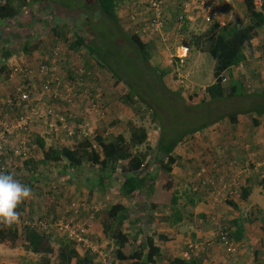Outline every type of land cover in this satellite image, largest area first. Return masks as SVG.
<instances>
[{
	"label": "rangeland",
	"instance_id": "1",
	"mask_svg": "<svg viewBox=\"0 0 264 264\" xmlns=\"http://www.w3.org/2000/svg\"><path fill=\"white\" fill-rule=\"evenodd\" d=\"M186 1L191 4L188 15L192 19H188V22H184L183 25L180 22L175 23L173 19L181 10V4L178 0H171V3L173 2V4L170 6V3L166 11L169 12H167V19L172 21H169V23H166L163 26L161 33L150 32L151 30L148 27L149 24H147V21H149L151 15L149 8L146 5L147 0H127L122 8V10L126 11L125 13H122L123 16L121 17L125 20L126 27L132 32L140 33L143 39H146L147 42H152L149 44L151 53L150 64L162 69H169L164 80L173 93L171 99H174V102L173 104H167V100H160L159 104L167 109L166 116L163 117V122L166 127H176L175 132H180L185 125L180 119L178 121L179 123L176 124L177 126H174L172 121L174 120V117L175 119H178V116L185 118L188 113H194L196 110H194L193 107H197L198 103L196 100L198 99H201L206 103L209 102L210 104L208 105L211 107L212 114L206 113L203 110H198L195 115H192L202 119L193 118V122L189 124L193 125L194 122L198 123L202 120L204 121L203 118L207 117H209L210 120L215 119V121L205 127L204 130H200L198 136L202 137L203 142L210 143V146L218 144L226 145L228 147L235 146L234 148L236 150L238 149L239 151L244 152L246 163L255 167L256 163L253 161L254 158L259 157L257 161L261 163L264 161V146H262L263 143L258 139H251V133L254 134L260 128L264 127V115L258 116L255 112H251L249 109L251 108V104H253L251 96H254L253 94H261L264 89V44L263 42H257L254 45L251 43V50L248 53V59H246L242 65L234 66V68L232 67L233 69L230 68L225 72L227 80L223 82V87L226 96L217 101L211 100L206 88L216 80L214 76L216 60L211 56L209 49L212 39L220 32H224L225 29L219 28L218 30L213 31V24H208L204 21L201 14L195 9L200 0ZM209 1L210 4H214L219 9L221 16L226 23V28L232 29L233 26L244 27L250 23V15L244 1ZM255 1L258 3L256 4V9L263 11L264 13V7L260 3V0ZM12 2L22 6L21 11L19 15L12 20L0 19V46L1 44L4 45V43H13L12 50L17 53L16 62L14 61L15 64L13 67H17L22 71L28 68L30 74L25 75V73L21 71L13 73L12 67L10 73L7 72V75L2 79L6 78L5 80H7L10 78L13 80L17 78L15 85L12 86L14 89L8 93V99L15 100L19 96L20 91L18 88L24 89L29 81L34 84L33 87L30 88L31 94L34 98L38 99L32 102L33 106L25 105L24 103L20 109H17L6 102L2 104L4 108H2L3 113L8 111L7 113L11 119H14L15 125H18L21 116L34 118V121L30 125L31 132L28 138L30 135L32 137L35 131L34 126H36V124L44 123V135L56 136L54 139L55 142H57L58 139L57 147H73L77 142L88 137V139H90L89 141L93 142V145L97 147L96 149L101 152L102 155V150L95 139L97 135H101L107 141L115 139L118 135H123L128 140L133 131V127H145L148 132V141L144 145L138 147L137 150L140 152L147 151L148 156L145 163L148 167H153L155 150H157V144L160 136H162L160 128L161 124H159L156 118L152 117L151 113L146 112L142 106L139 107L138 104L133 103L131 99L126 97L128 90L125 84L116 87L114 83L115 79L111 73L99 66L95 60L90 57L86 48L80 50H72L70 48V43L76 40V36L83 31L79 26L83 19L78 14V9L72 7L76 5L79 0H30L27 6H25L24 3L21 5L18 0H12ZM120 10L121 7L118 8V12ZM193 11H196V13ZM262 29L264 31V26ZM261 36L262 35L260 34V37ZM15 42L16 45L14 44ZM28 42H31L32 44L39 43L40 48H43L42 53H37L36 55L34 52V54H25L22 51L21 46ZM184 46H188L189 50ZM6 47L8 48V46ZM55 50L58 51V58L59 60H62V62L59 66L60 71H57V75L53 76L54 79H57L56 86H60L58 97L53 99L54 97H52L50 93L46 95L41 92L42 81H46L50 77L42 73L41 75L38 72L40 71L39 67H41V65L52 60L51 58L54 57ZM187 51L188 55H186ZM180 55H186V57L183 58V61L180 60ZM234 81L242 85L241 92H238L233 96H228ZM81 89H86L87 91L82 92ZM76 91H80V95H78L79 93L76 94ZM178 91L182 95L181 98L185 99L190 107L184 106L183 110L182 107H179L181 106L178 104L180 101L178 95H175ZM192 95H194V97H192ZM193 98H196V100ZM53 104H55V109L59 112L60 117L62 118L59 119L61 120L60 124H57L58 120L54 118L53 114L51 117L48 112V108ZM2 106H0V108ZM232 114L237 115L238 121L233 122L231 120L230 116ZM91 116L95 118L94 121L91 120ZM188 117L189 116L186 117L187 121L190 120ZM239 117L245 119L242 123V127H239ZM254 119L257 121L254 122ZM2 120L3 118L0 117V121ZM79 120L82 123L78 126ZM99 121H102L106 125L104 129L99 128ZM22 122L25 123V120ZM216 122H219L218 124L226 131L222 133V138L223 140L230 139L227 143H224L223 141L214 143L213 140L209 138V136H217L221 131L219 126H215ZM111 123L116 124L111 127ZM53 126H58V129ZM70 129L81 131L70 139L68 135ZM17 131L22 132L19 138L18 135H16ZM17 131L15 130L13 137L8 138V143L14 148L18 147V145L21 146L23 144L20 143L21 140L27 136L26 129H17ZM85 133H87V135ZM247 133L249 135H247ZM193 139L194 134L192 136H187L179 145ZM13 141H15V143H13ZM29 141L32 140L29 138ZM52 143L54 144V142ZM27 147L31 152L32 148L29 144ZM195 147H192V149ZM203 148H205L204 145L202 146L200 144L197 146L195 149L197 157L188 159L186 162L191 163L190 165H195L204 156L212 157L209 152L200 155L199 153ZM249 153L251 155H249ZM11 156V154L8 155L10 161ZM20 161L21 159H18L15 163ZM241 161H237V163H242ZM48 162L45 170L40 172L42 173V175L39 176L40 182L42 183L40 186L31 184L28 176L22 169L17 168L13 174L12 171L6 173L13 175L22 183L26 181L27 183L25 184L31 188L32 193H35L36 195L40 193L43 197V201H48L49 203H54L56 201L58 206H55V208L57 210L53 212L54 216H56L54 217L55 219L58 217L61 220L69 221L71 218H74V210H72L74 207L73 203H76V200L79 197H86L85 195L87 194L89 197L82 199L81 202H77V204L79 205L83 202V204H85L84 206H86V204L90 206L94 205L92 200L93 197L90 196L91 193L86 184V178L88 179L95 175H101L100 167L98 165L87 162L70 172L65 169L62 171V167L66 165L65 158L60 161L52 160L51 162L53 163H50V161ZM179 163L183 162L180 161ZM179 163H177V165H179ZM252 166L251 170L254 168ZM262 166L264 167V164ZM19 167L21 166L19 165ZM155 167L156 166L154 165L153 169H155ZM191 168L193 170L192 177L194 180V187L187 185L186 192H188V195L199 199L201 194V189H199V187L201 188L203 175L200 171L201 168H194L193 166ZM205 172L208 173L209 170H206ZM199 173L201 174L199 175ZM228 185L229 184L226 182L223 184L221 182H214L212 183V186L215 187L208 185L209 190L212 191H209V193L211 195H214L213 193H215L218 197L222 196V202L226 195L231 196V194H228V189L230 188ZM103 188L104 187L101 186L94 190L99 193V196L96 197V205L101 201L102 207H106V205L108 206L110 203L106 204L107 197L103 196V193H101ZM240 188L241 185L238 183L235 187H231L230 191L240 195ZM179 190V192H181V190L184 191L181 187H179ZM116 196V193H111L109 198L110 200L112 198L116 199ZM225 203L226 202H222V204ZM51 209L53 208L51 207ZM81 209L84 211L85 208L81 206ZM62 210L65 217L58 216L61 214L57 215V213ZM141 210H143V213H148L146 206L141 207ZM251 211L250 218L252 221V219H257L259 214L256 215L255 211L252 209ZM17 213L20 215L23 214L19 207L17 208ZM47 216L48 215L45 211L38 206V208L33 211V216L30 217L32 222H34L35 219L42 221L47 220ZM124 217L130 219L132 213H130L129 216L128 213H125ZM138 219L140 222L149 221L146 216H142V218L139 216ZM73 220L75 221V218ZM205 223L207 222L202 219H196V222H193V226ZM207 224L209 225V228L214 226L211 221H208ZM83 225L86 227L85 223ZM14 226L15 224L13 223L12 227ZM22 229L23 227H21V230ZM50 230L54 241L51 243V250L49 252L36 253L31 251V253L28 249L23 248L21 251L11 252L10 256L13 257V261H8L5 259L6 256L1 255L0 258L3 259V263L41 264L45 261L42 260V257L43 259H48L51 264L58 263L57 254L60 242L61 240H63L62 242H67L70 239L67 235H61L55 228H50ZM145 232L146 231H144V234L146 235L147 232ZM145 237L146 236H144V238ZM129 238L132 239L130 235ZM96 240H92L94 243L97 242L96 249L83 247V252L94 256L96 264H126V262L118 260L116 251L111 244L108 248L104 249L102 248L104 247L103 245H108L107 243H104L105 240L101 238ZM235 240L238 243V240ZM201 242L194 243L198 245L197 249L203 251L207 247L202 246L203 242ZM0 246L4 247V249L6 247L3 244H0ZM239 247L240 245L235 253L239 252Z\"/></svg>",
	"mask_w": 264,
	"mask_h": 264
},
{
	"label": "trees",
	"instance_id": "2",
	"mask_svg": "<svg viewBox=\"0 0 264 264\" xmlns=\"http://www.w3.org/2000/svg\"><path fill=\"white\" fill-rule=\"evenodd\" d=\"M4 1V3H3ZM21 5H28L30 0H18ZM123 0H79V2L72 6L78 9V14L83 19L80 22V27L83 30L76 36V40L70 43L72 50H80L86 48L90 57L107 70L113 76L116 87L121 84H125L127 88L126 97L131 99L133 103L138 104L139 107L151 113L152 117L156 118L161 124L162 136H160L159 142L155 150V158L153 162L156 166L148 167L145 163L147 159V151H138L137 148L144 145L148 141V132L145 127L138 126L133 127L130 138L127 140L123 135H118L115 139L107 141L101 135L95 137L98 145L100 146L103 155L99 152L93 142L89 141L88 137L77 142L73 149L68 147H62L60 151L51 150L46 152L45 156L48 159L54 161H60L62 158L66 159L65 170H75V168L81 167L84 163L90 162L91 164L98 165L100 167L101 175H95L94 177L86 178V184L90 191L93 192L97 188H100L105 182V178L113 179L114 172L117 168L123 174L124 181L121 185V192L124 196L136 195L143 190L150 189V197L154 196L155 185L152 182L158 176L169 177L172 171L173 164L177 161L175 155V149L187 136H192L197 131L204 129L215 121L210 120L209 117L203 118L204 121L198 123L194 122L193 125L189 123L193 122V116L196 111L203 110L206 113L212 114V110L209 102H204L201 99L197 101V107H193L196 110L194 113H188L185 118L178 116V119L173 121L175 126L178 121L184 123L185 127L180 132H175L176 127H166L163 122V117L167 113V109L160 105V100H167L168 103L174 102L172 98V91L165 83V76L169 69L160 68L158 66H152L150 64L151 53L149 44L146 39L140 35V33L132 32L125 25V20L121 18L118 12V8L122 4ZM181 4V10L174 17L175 23L180 22L179 16L181 14L188 15L184 7L186 0H178ZM247 11L250 15V23L244 27L235 26L232 29L220 27L218 23L213 25L212 30L216 31L219 28H224L225 31L220 32L216 37L212 39L209 52L211 56L216 60L214 67L215 82L207 86V92L210 95L211 100L217 101L226 96L225 89L223 87V75L230 68L243 63L246 60L244 53L245 44L251 39L260 36V28L264 26V13L263 11L256 9L255 0H244ZM173 2L170 4L172 6ZM71 6V5H70ZM214 4H210L209 0H206V9L208 7H214ZM20 5L14 4L12 0H2L0 2V19L12 20L16 18L20 11ZM31 7V6H30ZM168 7V6H167ZM217 7V6H215ZM264 7V6H263ZM167 9V8H166ZM196 10L197 7H195ZM168 11H166L167 14ZM196 13V11H193ZM169 13V12H168ZM168 20L166 23H169ZM188 22V17L182 22ZM144 32V31H143ZM8 46V43H4ZM22 51L27 53H33L36 50H41L40 44H32L31 42L25 43L21 46ZM8 49V48H7ZM6 56L9 57L10 53L7 52ZM87 71V70H86ZM6 76V75H5ZM6 79V78H5ZM1 79L2 82H4ZM242 85L234 81L228 96H233L238 92H241ZM82 92L87 91L81 89ZM80 91H76V94ZM178 95L180 103L179 107H190V105L181 98V93L178 91L175 95ZM251 96L253 104L249 109L251 112H255L258 116L264 115V89L261 94H253ZM194 97V95H192ZM158 98V100H157ZM184 103V104H183ZM142 104V105H141ZM178 107V106H177ZM144 112V111H143ZM186 114V113H185ZM190 119L187 121L186 117ZM223 118V117H221ZM233 122L237 121V115L232 114L230 116ZM202 119V118H198ZM210 120V121H209ZM257 121V120H256ZM82 123L80 120L78 126ZM101 129H104L106 125L102 122H98ZM116 123H111L110 126H114ZM183 125V126H184ZM99 126V125H98ZM177 126V125H176ZM81 130H75L74 135L69 136L72 139ZM152 169L154 172H151ZM92 179V180H91ZM258 185H264V178L261 182L257 181ZM104 187V186H103ZM177 191L169 192L162 190L157 193L156 199L152 200L151 204L154 209H160L161 206H174L177 204L178 196ZM186 193V191H185ZM249 190L244 192V196H248ZM187 196L193 197L186 194ZM186 195L183 197L186 198ZM194 203V200L191 199ZM167 206V207H168ZM166 207V208H167ZM123 205L121 203L112 205L103 211V226L104 232L113 241L116 246V256L119 261H124L126 264H154L157 261V257L161 253V247L158 245L154 235L144 238L142 243L135 244L131 241L129 236L123 232ZM167 218V217H165ZM46 219V218H45ZM258 219L261 221V229L264 230V211L259 212ZM58 218H47L44 220L48 223H54ZM178 219L175 218V221ZM41 222L42 220L35 219L34 222ZM234 224H237L235 237L240 239L243 234V227L239 220H234ZM32 220H27L23 223V229L19 232L15 227L0 223V243L5 244L11 248L22 247L36 253H46L51 250V243L54 241L52 232L44 233L37 232L31 225ZM231 235L234 232L227 228ZM159 239L168 240L167 235H159ZM61 240L58 250V263L56 264H96L94 256L85 253L84 256L76 249L75 241L70 239L67 242ZM134 242V243H133ZM41 264H51L48 259ZM199 261L184 260L175 258L172 260V264H198Z\"/></svg>",
	"mask_w": 264,
	"mask_h": 264
},
{
	"label": "crops",
	"instance_id": "3",
	"mask_svg": "<svg viewBox=\"0 0 264 264\" xmlns=\"http://www.w3.org/2000/svg\"><path fill=\"white\" fill-rule=\"evenodd\" d=\"M126 1L127 0H123L122 4L120 5L121 10L119 11V13L121 17L123 16L122 13L126 12L125 10H122ZM212 2H214V0ZM260 3L262 4V6H264V0H260ZM256 4L258 3L256 2ZM262 27L259 30L262 36L255 37L252 40L250 39L245 44L244 53L246 55V59H248V53L251 50V43L254 45L257 42H263L264 44V31ZM14 44L16 45V42ZM12 46L13 43L11 42H9L8 49L2 44L0 46V106L10 100L8 99V93L14 89V87L12 88V86L15 85L17 80V78L13 80L8 78L7 80H3L4 82L1 81V79L5 75H7V72L10 73V69L15 64L14 61L16 62L17 53L12 50ZM5 48L7 49V52L9 51L10 53L9 57L6 56ZM42 49L43 48H41V50H36L34 52L35 55L37 53L41 54L43 51ZM186 49L189 50L188 47ZM186 55H188V52ZM33 85L34 84L29 81L26 86L32 88ZM2 108L3 106L0 108V117L3 118V120L0 121V128L2 127V122H8L10 123V126H13L14 129L16 127L14 119H11V117H9L7 113L8 111L3 113ZM91 117V120L94 121L95 118L93 116ZM244 120L245 119L239 117V127H242V123ZM254 122H256L255 119ZM218 123L219 122H216L215 126H219L221 131L215 137H210L209 133L208 136L211 140H213L214 143L221 141L227 143L230 139L223 140L222 133L226 131L222 129V127ZM34 130L35 131L32 137L31 135L29 137L30 140H32L29 141V146L32 148L30 156L27 159L23 160L21 157L15 156L12 153L11 171L13 174L17 168L22 169L28 176L31 184H36L40 186L42 185L39 179V176L42 175V173L40 172L45 170L47 164L49 163L48 161H50V163H53L51 162L52 159L50 160L46 158V152L51 151L52 149L60 151L62 147L66 146H62L61 148H59L57 147L58 139L57 142H55L54 139V137L56 136H49L46 134L44 135V123L36 124V126H34ZM199 133L200 131L194 133L193 140H190L186 143L184 142V144L177 146V148L175 149L177 161L172 166L170 176H158L152 181L155 185L156 193L153 197H150L149 195L148 191H150V189L143 190L141 191V193H137L135 196H124L121 192V185L124 181V177L119 167L114 172L115 177H113V179L105 178L104 184L101 185L104 186L101 193H103V196L107 197L106 204L110 203L108 206L106 205V207H102L101 201L98 203V205H96V197L99 196V193L95 191L91 192L89 189L91 193L90 196L93 197L92 200L94 205L90 206L86 204V207L84 206L85 204H83L82 202L79 204V210L77 212L74 211L73 213V217L75 218L76 222H78L79 224H86V236H90L91 238H89L91 240H96L99 238L104 239V243H107L108 245L105 246L101 243L104 246L102 248H108L111 244L116 250L115 244L104 232L103 211L106 208L111 207L112 205L121 203L123 205L122 229L124 233L129 234L132 237L131 241H134L135 244L138 245V243H142V241L144 240V236L147 237L148 235H154L158 245L161 247V253L157 257V261L154 264H171L172 260L175 258H180L184 260L195 259L199 261L198 264H264V230L261 229V221L258 218L255 220L252 219V221L250 218L252 213L251 209L255 211L256 215H258L261 210L264 211V185L257 184V181L261 182L262 178H264V167L262 166L264 164V161L261 163L257 161L259 157L254 158L253 161L256 163L254 167L249 163H246L244 152H241L238 149L236 150L234 148L235 146L228 147L222 144L210 146V143L203 142L202 137L198 136ZM21 134V131L16 132L18 138L21 136ZM247 135L249 134L247 133ZM253 138H256L261 141V143H263L262 146H264V127L260 128L254 134L251 133V139ZM52 142H54V144ZM13 143H15V141H13ZM200 144L202 146L204 145L205 148H203L199 154L203 155L209 152L212 157L204 156L195 165H190L191 163L186 161L188 159H192L193 157H197L195 149ZM192 147L195 148L192 149ZM249 155L251 154L249 153ZM18 159H21V161L15 163V161ZM180 161H182L183 163H179ZM237 161H241L242 163H237ZM177 163H179V165H177ZM19 165L21 167H19ZM192 166L194 168H201L200 171L203 175V180H201V188L199 187V189H201L199 199L194 196H187V192L185 193L186 186H193L194 184V180L192 177ZM251 166L254 167L252 170ZM63 170L64 167H62V171ZM206 170H209V172L206 173ZM151 172H154V170L152 169ZM201 173H199V175ZM214 182H221L222 184L226 182L229 184L228 186L230 188L228 189V194H231V196L226 195L225 198H223L222 202H226L225 204H222L221 202L222 196L218 197L215 193H213L214 195H211L209 193L210 190L208 188V185L212 186V183ZM25 183L27 182L25 181L24 184ZM238 183L241 185L240 195L230 191L231 187H235ZM179 187H181V189H183L184 191L181 190V192H179ZM162 190L169 192L177 191V204L174 206L167 205L168 207L161 206L160 209H154L151 204V198L152 200L156 199L157 193L161 192ZM246 190H249V194L245 198L244 192ZM111 193H116L117 198H112L110 200L109 196ZM183 195H186V198L183 197ZM85 196L86 197H79L76 200V203L81 202L82 199H86L89 197L88 194ZM191 199L194 200V203L191 202ZM38 206L45 211V213L48 215V218L56 217L53 213L57 210L55 208V206H58L56 201L54 203L43 201V197L40 195V193H38L37 195L35 193H32L31 197L24 200L18 207L20 208L23 214H25L27 217H30L33 216V211L36 210ZM81 206L85 208L84 211L83 209H81ZM143 206H146L148 213H143V210H141V207ZM51 207L53 209H51ZM62 212L63 210L59 211L57 215L61 214L58 216L65 217L64 212ZM125 213H128V216L130 213H132V217L130 219H128V217L125 218ZM139 216L140 218H142V216H146L149 221L140 222L138 219ZM175 218L178 220L175 221ZM196 219H202L207 223L208 221H211L214 226L212 228H209V225L207 223L199 224L198 226H193V222H196ZM234 220H239L240 224L243 227V234L240 239H237L235 237V231L238 225L234 224ZM222 228H227L230 231L234 232V235L232 236L238 240V245H240L238 253H230L218 243V234L220 229ZM144 231L147 232H145L146 235L144 234ZM161 234L167 235L169 239H159L158 237ZM209 239L215 242V244L213 246L205 248V250L203 251L197 248L194 249L195 247H191V245H194L197 242H204ZM75 243L76 249L80 252L82 256H84L85 252H83V245L78 244L77 242ZM95 243L97 245V242ZM5 246V249L4 247L0 246V256H6L5 259L8 261H13V257L10 256L11 252L23 250L22 247L11 248L7 245ZM28 251L31 252V250ZM2 260L3 259L0 258V262H3Z\"/></svg>",
	"mask_w": 264,
	"mask_h": 264
},
{
	"label": "built area",
	"instance_id": "4",
	"mask_svg": "<svg viewBox=\"0 0 264 264\" xmlns=\"http://www.w3.org/2000/svg\"><path fill=\"white\" fill-rule=\"evenodd\" d=\"M0 2H2V0H0ZM170 3L171 0H147L146 5L149 8V12L151 15L149 21H147V24H149L148 27L151 30L150 32L153 31V32L161 33V30L163 29V26L166 24L167 21L166 8ZM205 5H206V0H200L197 3L196 7L198 9L197 11L201 14L202 18L206 23L208 24L218 23L221 26L226 24L217 7L215 6L208 7L206 9ZM184 7L186 11H189L191 4L185 1ZM187 17L188 19H192L189 15L181 14L179 16L180 23H182ZM57 52H58L57 50L54 51V57L51 58L52 60H49V62H46V64L41 65V67H39L40 71L38 72L40 74L42 73L50 77L49 78L50 80L48 79L46 81L45 80L42 81L41 92L46 95L50 93V95L54 97L53 99L58 97L59 89H60V86H56L57 79L53 78L54 75H57L56 72L60 71L59 66L62 62V60H59L58 58L59 55ZM184 57L185 56H181V61H183ZM19 71L24 72L25 75L30 74L28 68L24 69V71L19 70V68L17 67H13L12 69L13 73H17ZM226 80H227L226 75H223V82ZM25 87L27 88L28 91L26 90ZM25 87L24 89L18 88L20 92H19V96L15 100L12 99L7 101L11 106H14L17 109L22 108L24 103L25 105L33 106L32 102L38 98L33 97V95L31 94V90L28 86ZM48 112L51 115V117L53 114L54 118L58 120L57 124H60L61 120L59 119L62 118L60 117L59 112L56 111L55 104H53L48 108ZM20 120L18 121V125H16L14 129L13 126L12 125L10 126V123L8 122L1 123L2 127L0 128V172L5 173L11 170L12 168V164L10 158H8V155L13 153L14 155L21 157L24 160L30 156V150L28 149L27 145L29 144L28 136L31 132L30 125L34 121V118L21 116ZM23 120H25V123L22 122ZM55 128L58 129V126H56ZM16 129H22V130L26 129L27 136L26 138L22 139L21 142L19 140L20 143H23L21 146L18 145V147L14 148L8 143L9 142L8 138L13 137ZM74 133L75 131L70 129L68 135L72 136L74 135ZM85 134L87 135V133ZM73 206L74 207L72 210L77 212L80 205H78L77 203H73ZM73 219L74 218H71L69 221L66 220L64 221L59 219L54 223H48L46 221H41V222L36 221V222H32L31 225L39 233L41 232L49 233L51 232L50 228L51 229L55 228L57 231H59L61 235H67L69 239L76 241L78 244H82L83 245V246L81 245L82 247H87V248L91 247L92 249H96L97 248L96 243H94L85 234L87 231L86 227L83 224H79L78 222H76V220L74 221ZM17 221L18 220L16 219L15 222ZM218 237H219L218 243L222 247H224L228 252L235 253L237 251L239 245L228 230L224 228L220 229ZM214 244L215 242L209 239L204 241L202 246L210 247L213 246ZM191 247L198 248V245H191ZM0 264H4V263L0 262Z\"/></svg>",
	"mask_w": 264,
	"mask_h": 264
},
{
	"label": "clouds",
	"instance_id": "5",
	"mask_svg": "<svg viewBox=\"0 0 264 264\" xmlns=\"http://www.w3.org/2000/svg\"><path fill=\"white\" fill-rule=\"evenodd\" d=\"M223 26L220 25V27ZM180 60H181V56H180ZM224 75L226 74L224 73ZM31 195H32V190L28 185L22 183L20 180H18L9 173L0 172V223L11 225L17 219L18 221L14 223L15 224L14 227H17L16 229L19 232H21V227H23V223L27 220H30L31 218L26 217L24 214L22 215L18 214L17 208L24 200L30 198Z\"/></svg>",
	"mask_w": 264,
	"mask_h": 264
}]
</instances>
